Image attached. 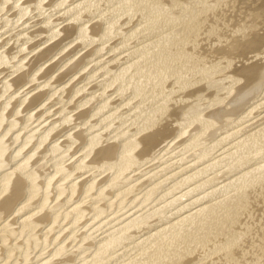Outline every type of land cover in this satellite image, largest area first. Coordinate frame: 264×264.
<instances>
[{
    "label": "bare ground",
    "instance_id": "6f19581e",
    "mask_svg": "<svg viewBox=\"0 0 264 264\" xmlns=\"http://www.w3.org/2000/svg\"><path fill=\"white\" fill-rule=\"evenodd\" d=\"M68 1L0 0L3 30L63 10L0 48V264H264V0Z\"/></svg>",
    "mask_w": 264,
    "mask_h": 264
},
{
    "label": "rangeland",
    "instance_id": "374dc122",
    "mask_svg": "<svg viewBox=\"0 0 264 264\" xmlns=\"http://www.w3.org/2000/svg\"><path fill=\"white\" fill-rule=\"evenodd\" d=\"M68 1V0H67ZM75 1H77V0H69L68 2H66V3H69L68 5H64L65 7H70L71 5H73V4H75L76 2ZM47 2H48V0H47ZM71 2V3H70ZM72 2H73V4H72ZM75 2V3H74ZM10 3L11 2H8L7 3V6H9L10 5ZM47 3L46 2H44V5H46ZM71 4V5H70ZM64 6H62L60 9H63V7ZM45 12H44V14L46 13V15H44L43 16V14L42 15H40V16H36L35 14L37 13V11H32L28 16H26L25 18H23L22 19V21H19V22H17V24L16 23H14V24H11L10 26H7V27H5L4 28V30L3 29H0L1 30V32H0V34H2L1 36H0V48L3 46V44L5 43V41L6 40H8L9 39V37H11L12 35H15L16 33H18L19 31H21V30H23V29H26V31L27 32H33V31H35V29L37 30V29H39V28H41L42 26H45L46 24H47V22H39L42 18H44V17H46V16H51L50 17V20H52V21H56V23H59L60 22V20H61V13L63 12V10H60L59 12H57V13H59V14H57V13H53V14H55V16L52 14V12H55V11H50V10H53L52 8H47L46 6H45ZM13 10V11H12ZM11 11L10 10H3L2 12H1V14L0 15H2L3 16V14H4V16L5 15H7L8 17L9 16H12L13 15V13L14 12H17L18 11V9H12ZM47 10L49 11V12H47ZM10 13V14H9ZM49 13H51V14H49ZM60 15V16H59ZM57 16H59V18L57 17ZM56 17V18H55ZM58 19H60V20H58ZM58 20V21H57ZM95 20H97V18H95L93 21H95ZM8 21V20H7ZM7 21L6 20H4V21H2V23L0 24V28H1V26L2 25H4V24H6L7 23ZM93 21H91V22H93ZM66 22L67 21H63V22H61L60 23V25H66ZM42 23V24H41ZM63 23V24H62ZM68 23V22H67ZM39 24V25H38ZM34 25V26H33ZM129 25V26H128ZM128 25H124L123 26V28L125 27V26H127V27H130V24H128ZM16 26V27H15ZM19 26V27H18ZM61 26V27H62ZM12 27H15L14 29H10V28H12ZM60 27V26H59ZM30 28V29H29ZM126 28V27H125ZM3 30V31H2ZM7 30L9 31V32H7ZM29 30V31H28ZM7 33H9V34H7ZM12 31V32H11ZM26 31H24V34H26ZM29 32V33H30ZM5 35H4V34ZM49 33H44V35L43 34H41V35H39V36H37V37H34V39H32V40H30V42H28L27 43V45L28 44H30V45H34L35 43H38L39 42V40L40 39H42V38H44L45 36H47ZM32 35V34H31ZM4 36V37H3ZM42 36H44V37H42ZM60 36V35H59ZM57 37V38H55V40H58L60 37ZM24 37H26L25 35H21V36H13L9 41H8V43H7V45L4 47V48H6V49H9V48H13L16 44H17V42H18V40L21 38V39H24ZM40 37V38H39ZM2 38V39H1ZM118 39V37H115L114 38V40L113 39H111V41H108L107 43L109 44V42H110V44L109 45H111V44H113L114 43V41H116ZM12 40V41H11ZM55 40H52L51 42H48V43H46V44H44V45H42V47L41 46H39V47H37L35 50H37V51H32V52H30V53H28L29 52V50H26V51H24V54L23 55H26V53H28V55L26 56V59L24 60V62L23 63H25L24 65L26 66L27 65V63L28 62H30L29 64H31V61H32V59H33V57H34V55L39 51V49H40V47H41V49L45 46V45H49L50 43H53V42H55ZM14 42V43H13ZM10 43V44H9ZM97 44V43H96ZM95 44V45H96ZM108 44H106L105 45V47H107L108 46ZM94 44L92 45V46H89V47H87V49L86 48H84V49H82V50H80L78 53H76L77 55H75L74 56V58L72 59V61L74 60V61H76V59H79L81 56H83V54H85L86 53V51L88 52L90 49H92L94 46H95ZM73 46H75L74 44H73ZM68 49H69V51H68ZM86 49V50H85ZM89 49V50H88ZM14 50V49H13ZM13 50L11 51V52H13ZM72 50V46H69L66 50H65V53L64 52H62L61 54H60V56L58 55L56 58H52V59H50V64L52 65V62L54 61H56L57 60V62H59V61H62L63 62V59H65V58H67L69 55H67L66 57L64 56V54H68V52H70ZM15 51V50H14ZM68 51V52H67ZM104 51V52H103ZM101 53H98V56L100 57V59H98L99 57L96 55V57L95 56H92V57H90L89 59L91 60L90 61V63H89V66L87 67V70L89 69H91V68H93L94 67V65L97 63V64H103V63H108L109 65L110 64H113V63H115L114 61H113V59H116V58H119V57H121L122 55L124 56L126 53L125 52H123L122 54H118V52L120 51H116V52H112V53H108V51H107V49H104ZM106 51V52H105ZM34 52V53H33ZM121 52V51H120ZM14 53V52H13ZM64 53V54H63ZM110 55H108V54ZM117 54V56L115 57V58H113L112 60H111V58H112V56H114L115 54ZM21 54V55H22ZM106 55V56H105ZM122 56V57H123ZM61 57H64V58H62L61 59ZM76 57V58H75ZM93 57H94V59H93ZM104 57H105V59H104ZM121 57V58H122ZM59 58V59H58ZM70 59H71V57H70ZM29 60V61H28ZM53 60V61H52ZM59 60V61H58ZM97 60V61H96ZM15 60H11L10 61V63H12V62H14ZM26 61H27V63H26ZM68 61V60H67ZM105 61V62H104ZM113 62V63H110V62ZM48 61H46V63H47ZM62 62H60V64H63V63H65L66 61H64L63 63ZM95 62V63H94ZM46 63H44V65H43V69L45 68V67H48V66H51V65H49V62H48V64H46ZM56 63V62H55ZM94 65H93V64ZM54 64V63H53ZM70 64V63H69ZM92 64V65H91ZM117 63H115V65H116ZM118 64H119V62H118ZM117 64V65H118ZM46 65V66H45ZM114 65V64H113ZM114 65V66H115ZM23 67L21 70H20V73H22L23 71H26L27 70V68H28V66H26V67ZM2 68L4 69V71L2 70ZM65 68H67V67H65ZM65 68H63V69H61V70H59L61 73H62V70H64ZM3 71V72H0V80H3V79H7L8 77H6L7 75H9L10 73H12L15 69L14 68H9V64H6V65H4V66H0V71ZM6 70V71H5ZM59 71H56L55 73H53V74H55V75H58V73L60 74V72ZM58 72V73H57ZM19 73V71L15 74H13L12 76L10 75L9 77L10 78H13L14 76H17L18 74H20ZM40 75H41V72L39 73ZM38 74V75H39ZM82 74V73H81ZM80 74V75H81ZM2 75V76H1ZM54 75V76H55ZM79 74L77 75V76H75V75H73L74 77H72V75H69V76H67V77H65V78H63V79H61V80H59L58 82H56V83H52L53 81H51V83L53 84H51L52 86H50V88L49 89H56V90H58L59 89V87L61 88L62 86H60V85H64L65 86V89H69L70 87L69 86H71V89H72V86H74L73 87V89H75V88H78V87H85L84 89L86 90V92H83V94L84 93H88L92 88H89L90 86L91 87H93V85H95V84H97V82L100 80V79H102L103 78V76H101L100 78H98V79H94L93 81L92 80H83V74L81 75V78L80 77H78V76H80ZM79 78V80L77 79V78ZM72 78V79H71ZM74 78H76V79H74ZM9 79V78H8ZM81 79V80H80ZM70 80V81H69ZM74 80V81H73ZM96 80H97V82H96ZM41 79L40 80H37V81H35V82H32V84H30V85H32L31 87H34V86H37L38 85V83H41ZM71 82V83H69V82ZM73 81V82H72ZM95 81V82H94ZM36 82H37V84H36ZM62 82V83H61ZM74 82H75V84H74ZM82 82V83H81ZM90 82H92V83H90ZM79 83H80V85H79ZM89 83V86L87 85ZM35 84V85H34ZM69 84V85H68ZM73 84V85H72ZM30 85H26V87H22L21 89H19V92H17V93H25V92H27V89H29V88H31V87H29ZM58 85V86H57ZM66 85H68V86H66ZM85 85V86H84ZM87 85V86H86ZM58 88V89H57ZM87 88H89L88 90H87ZM43 89H48V87L47 88H43ZM41 87H40V89L38 88H36V90H34L35 92H31V93H36V92H38L39 90H43ZM67 89V90H68ZM110 90V89H109ZM11 91H13V90H11ZM24 91V92H23ZM102 91H104V89L102 90ZM67 93H69V91L68 92H66V95H59V94H57L56 96H54V98L52 99L53 101H49V102H52V103H54L55 101L56 102H59L60 101V99H64L65 98V96H67ZM72 93H73V91H72ZM80 95V94H79ZM63 96V97H62ZM56 98H60L59 100L58 99H56ZM54 99H55V101H54ZM114 99V101H115V98H113ZM117 99V98H116ZM113 101V100H112ZM55 102V103H56ZM68 102V100L67 101H62L60 104L59 103H57L56 104V106L54 105L53 107H52V112L50 113V114H46V115H44L46 118H48V122L46 123V125L47 124H49V123H52L54 120H56V119H58V118H61L63 115H64V113L66 112V111H68L69 110V108L67 107L66 109H64L63 111H61L59 114L57 113V114H54L55 113V111H57L56 109H60V108H63V107H65L66 106V103ZM71 107V106H70ZM58 109V110H59ZM80 111L82 110V108H80L79 109ZM79 110H76V111H78L79 112ZM38 111H39V109H38ZM74 112V113H77V112ZM45 117H42V118H40L41 120H43V119H45ZM50 117V118H49ZM38 120V121H41V120ZM38 121H35L34 122V120H32V122H33V124L34 123H37ZM64 121V120H63ZM32 124V125H33ZM68 123H65L64 124V126L65 127H67L66 125H67ZM71 124H73L72 122L70 123V124H68V125H71ZM35 125V124H34ZM64 126H59L60 128H62V129H60V128H58L59 130H60V133H59V131L56 129L55 130V136H61V137H58L57 138V141H64L65 139H67V138H69L71 135H67V136H64L63 135V133L62 132H64V129L63 128H65ZM85 125H80L78 128L76 127V128H73L72 130H71V132L72 131H78V130H80V129H82L83 127H84ZM70 127H72V125L70 126ZM68 129H69V127H67ZM66 128V129H67ZM62 131V132H61ZM106 131H109V129H106L105 130V133H103L104 132V130H102V133L105 135L106 134ZM56 132H58V134L56 135ZM99 132V131H98ZM60 134V135H59ZM53 135H54V132H53ZM65 137V138H64ZM105 138L103 139L102 138V140L104 141L105 139L106 140H108L107 141V144L108 143H115V141H110V140H112V139H110V136H108L107 138H106V136H104ZM54 138H50V140H53ZM62 139V140H61ZM110 139V140H109ZM49 140V141H50ZM49 142H46V144H48ZM45 144V145H46ZM77 144H79V143H76V145ZM103 144V143H102ZM104 144H106V142H104ZM43 149V148H42ZM41 149V150H42ZM70 151H73V149H71ZM72 153V152H71ZM76 155V156H75ZM71 159L72 160H77L79 157H81V156H83L84 155V153L83 154H81V153H76ZM79 155V156H78ZM38 157H40L41 155H37ZM37 156L35 157V159L37 158ZM78 156V157H77ZM75 158V159H74ZM34 159V160H35ZM89 159L90 158H88L87 159V161H89ZM72 160H68L67 162H68V164H70L71 162H72ZM70 161V162H69ZM53 163V162H52ZM67 164V163H66ZM148 165H150V164H147V165H145L146 167L148 166ZM145 166L143 167V168H145ZM101 167H99V168H97V169H95V170H93V171H90V172H87V173H85L84 175H82L81 177H79L77 180H79V179H81V180H84L85 178H87V177H89V176H91V175H93V174H95V172L96 171H98L99 169H100ZM84 169H82V171H83ZM79 172H81V170H79ZM108 174V173H107ZM107 174H102L101 176H99V177H97L98 179L97 180H99V179H104L106 176H107ZM81 180H79V181H81ZM109 226H111V225H109ZM109 226H108V228H109ZM100 232H98V234H99ZM101 236H103V235H99V237H101Z\"/></svg>",
    "mask_w": 264,
    "mask_h": 264
}]
</instances>
